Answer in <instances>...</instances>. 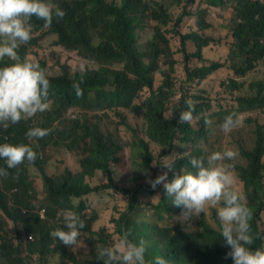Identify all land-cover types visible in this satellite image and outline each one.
I'll list each match as a JSON object with an SVG mask.
<instances>
[{
	"label": "trees",
	"instance_id": "16d2710c",
	"mask_svg": "<svg viewBox=\"0 0 264 264\" xmlns=\"http://www.w3.org/2000/svg\"><path fill=\"white\" fill-rule=\"evenodd\" d=\"M54 2L65 11L64 18L54 19L51 26L33 18L32 39L18 55L35 61L28 53L42 32L93 66L74 71L67 63L35 61L50 80L49 109L6 130L0 128V144H29L38 154L34 163L26 161L15 169H7L0 159V168L9 173L0 176V264H26V259L31 264L36 259L39 264H48V259L59 264H103L102 249L114 246L116 237L129 229L131 239L147 242V259L234 264L225 258L230 248L220 235L217 211L222 204L207 206L198 220L177 221L182 208L171 203L162 184L152 189L147 182L164 172L170 182L176 173L195 171L190 164L193 157L206 159L228 149L238 155L222 163L234 166V188L245 195L253 213L251 247L264 250V0H186L176 18L153 12L145 0ZM212 9L224 14L223 30L213 22ZM188 18L194 22L189 29ZM154 20H163L164 29L148 25ZM215 46L228 51L226 62L206 57ZM10 63L6 58L0 67ZM119 64L122 68L116 69ZM222 69L233 76L221 81L215 92L209 78ZM187 101L194 102V119L181 124ZM72 109L84 115L76 120L67 116ZM97 111L114 113L117 120L107 115L101 126L92 121ZM232 113L241 123L224 133L219 125ZM34 127L49 129L50 134L30 141L26 132ZM122 127L131 132L130 141L121 135ZM224 135L232 138L229 145H233L225 150ZM61 149L80 160L81 171L66 169L63 176L49 172L53 151ZM168 155L175 161L172 171L160 165ZM124 166L133 174L131 187H119L116 181V168ZM99 171L108 183L93 186L90 180ZM143 187L151 199L158 198L157 205L142 203ZM106 190L131 195L113 232L96 229L99 211L89 214L87 198ZM63 210L76 212L86 222L76 248L50 236L64 229Z\"/></svg>",
	"mask_w": 264,
	"mask_h": 264
},
{
	"label": "clouds",
	"instance_id": "9594fccd",
	"mask_svg": "<svg viewBox=\"0 0 264 264\" xmlns=\"http://www.w3.org/2000/svg\"><path fill=\"white\" fill-rule=\"evenodd\" d=\"M65 14L54 0H0V61L6 58L13 61L0 67V128L6 130L21 120L49 109L50 80L46 71L35 61L22 60L18 50L32 39L33 18L51 26L54 19H63ZM73 88L79 95L78 85L74 83ZM186 104L188 110L180 113L181 124L191 123L194 119V102L187 101ZM240 123V117L232 113L224 118L219 128L224 133H230ZM49 134V129L34 127L26 132V137L31 141ZM237 155V152L228 149L213 152L206 159L193 157L190 164L194 172L176 173L170 182H167L168 172H164L147 182L152 189L162 184L171 203L182 208L180 216L175 217L177 221H191L201 216L207 206L222 204L218 208L217 218L220 235L230 248L225 258H231L234 264H264V250L251 247L255 239L249 223L253 213L245 195L234 188V166L222 163L235 159ZM37 158V152L29 144H0V159L5 161L7 169L18 168L26 161L34 163ZM174 164L171 155L164 156L160 163L169 171L175 168ZM8 175L5 168H0V176L6 178ZM61 215L64 229L67 230L56 229L50 236L65 246L76 248L86 222L72 210H63ZM131 237L132 231L126 230L114 246L102 249L100 256L104 258L103 264H168L160 256L147 259V242L143 239L136 242Z\"/></svg>",
	"mask_w": 264,
	"mask_h": 264
},
{
	"label": "rangeland",
	"instance_id": "374dc122",
	"mask_svg": "<svg viewBox=\"0 0 264 264\" xmlns=\"http://www.w3.org/2000/svg\"><path fill=\"white\" fill-rule=\"evenodd\" d=\"M149 4V8L153 10V12L159 13L161 11L167 13L170 16H175L176 18L180 11L186 4V0H145ZM210 16L215 23V25L223 30V23H224V14L219 12V10L212 9L210 10ZM188 28L191 27V24L194 23L192 19H187ZM148 25L153 28H160L161 30L164 29V21L163 20H154L148 21ZM38 44L36 47L31 48L28 53V57L34 59L35 61H39L40 59L46 60L49 62L50 65H57L58 63L65 64L67 63L74 71L77 70H84L88 65L93 66L92 64L88 63L84 59H82L77 52H73L70 50H66L61 46L55 45V38L53 35L43 36V33L40 32L37 35ZM142 39L146 38L147 35L140 34ZM212 57L215 61L226 62L228 51L221 46H215L213 50L206 51V57ZM194 60L191 61V63ZM115 68H122V65L119 64L115 66ZM179 77L182 76V69L178 67V74ZM233 74L231 71L227 69H222L218 71L216 74H213L209 81L213 85V91H217L221 81L229 80ZM181 80V79H179ZM146 94H144L145 96ZM52 107V105H51ZM74 112H68L67 116H72L76 119H79L81 115L84 113L81 110L72 109ZM108 112V111H107ZM107 112L97 111L94 112L92 121L98 122L101 126L105 125V121L102 117H107V115H111L113 120H117L116 114ZM128 112V111H127ZM125 112V113H127ZM132 120L135 124L139 123V120L136 117H132ZM121 135L124 137L126 141H130L132 134L125 128H121ZM231 137H226L225 135L222 137V146L223 149H227L233 145H229L231 141ZM179 148L183 147V145L178 144ZM52 162L50 163L49 172L55 176H63L66 169H70L73 173H78L81 171L80 160L71 155L65 149H61L59 152L52 153ZM173 158V156H172ZM36 171V170H34ZM116 181L121 186H133V174L130 168L124 166L122 169L116 168ZM90 183L93 186H99L108 183L107 177L102 172H97L95 178L90 180ZM145 191H141L139 195L141 197L142 203L150 204L153 203L157 205L158 198H153L149 196L148 189L143 187ZM131 198V195H126L122 193H118L116 190H106L98 193H94L90 195L87 199L90 205L89 214H91L94 210L99 211L100 213V220L96 224V229L107 228L110 229L112 232L116 228L115 220L119 219V211H124V206L127 204L128 199ZM150 209L149 207H147ZM198 220V218H195ZM120 237H116L114 244L119 241ZM83 250H86L83 248ZM48 264H59L56 261H52L50 259L46 260ZM36 264H39V261L35 260ZM26 264H31L28 259H26Z\"/></svg>",
	"mask_w": 264,
	"mask_h": 264
}]
</instances>
